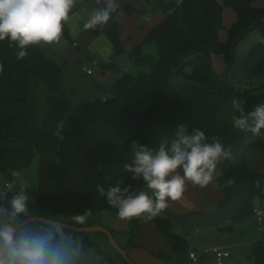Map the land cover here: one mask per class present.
<instances>
[{
  "label": "trees",
  "instance_id": "trees-1",
  "mask_svg": "<svg viewBox=\"0 0 264 264\" xmlns=\"http://www.w3.org/2000/svg\"><path fill=\"white\" fill-rule=\"evenodd\" d=\"M255 1L225 0L237 13L226 42L219 39L224 9L219 0H182L179 5L176 0H137L139 7L124 3L129 13L147 14L161 8L166 16L129 54L135 63L149 68L137 74L123 69L111 85L92 75L82 78V57L58 62L42 47L34 46L26 58L18 60L15 48L7 41L0 42V170L8 177L13 170L21 174L37 152L39 187L29 191L39 209L65 219L88 208L94 215L106 209L117 211L99 195L97 185L107 189L120 183L131 185L133 190L143 189L142 181H134L122 171L132 158L133 140L154 148L161 139H171L179 123L209 136L218 135L232 148V159L223 161L219 168L223 179L234 178L235 184L222 189L223 199L211 203L207 213H180L169 206L154 219L173 246L175 263L190 264L188 236L194 230L211 225L231 230L253 214L254 199L263 193L260 182L264 172L250 165L249 156L264 152V130L256 137L235 129L231 122L233 98L245 101L246 111L264 103V85L243 90L237 86L251 85L264 65V6ZM115 15L107 26L92 32L105 33L114 45L112 60L101 61L100 66L120 72L118 59L125 44ZM254 27L260 29L261 37L241 67L218 74L212 67V52L224 53L231 60L236 43ZM66 35L69 37L67 30ZM147 43L156 44V56L143 52ZM188 63L190 74L184 71ZM118 100L122 102L120 133L127 141L116 145L102 133ZM178 227L183 234L178 233ZM137 229L134 218L133 235L124 248L135 245ZM76 235L82 237L85 247L105 253L85 232ZM253 252L264 263L262 241L255 243Z\"/></svg>",
  "mask_w": 264,
  "mask_h": 264
},
{
  "label": "clouds",
  "instance_id": "clouds-1",
  "mask_svg": "<svg viewBox=\"0 0 264 264\" xmlns=\"http://www.w3.org/2000/svg\"><path fill=\"white\" fill-rule=\"evenodd\" d=\"M177 5L182 0H176ZM78 0H0V42L7 41L16 50V58L28 56L34 46L58 45L65 25ZM95 7L83 23L84 30L107 26L122 10L120 0H95ZM171 11V10H170ZM3 64H0V73ZM245 101L233 98L232 126L253 136L264 130V103L246 111ZM132 158L123 165L134 181H142L146 190L117 183L105 189L97 185L99 195L117 210L120 220L151 222L170 205L181 201L187 185L201 189L209 185L226 189L234 178H224L219 165L232 159V148L218 135H206L186 123L175 127L171 139H161L154 147L131 142ZM13 179L0 184V264H92L94 251L85 247L76 235L92 216L93 210L65 219L44 212L36 204L27 179L13 172ZM223 180V183L221 181ZM264 225V215L258 216Z\"/></svg>",
  "mask_w": 264,
  "mask_h": 264
},
{
  "label": "crops",
  "instance_id": "crops-1",
  "mask_svg": "<svg viewBox=\"0 0 264 264\" xmlns=\"http://www.w3.org/2000/svg\"><path fill=\"white\" fill-rule=\"evenodd\" d=\"M257 1H255V4ZM120 2L122 5L121 13L123 14L122 17H120L119 12L115 15V18L118 22H122V20H124V22L126 23H131L130 27L136 34H129L128 40L124 41V43L126 42L125 48L126 50H128L129 56L130 51L133 49V47L146 36V34L150 31L153 26L160 23L159 20H162V18L164 20L166 14L165 12L163 16L157 14V11L161 8H156L151 12L143 15H140V13L137 11L129 13L124 9V3L129 2L136 7H139L137 0H120ZM82 6H87V10L91 11L95 7H97V5L95 4V0H91V2L89 3H83ZM80 8L81 6L75 8L74 11L69 14L70 19L65 25L60 43L58 45L45 46L42 48L50 57H52L58 62H63L65 59L74 61L79 57H82V61H85L84 63H82L84 64L82 68L83 71L86 72L85 68H92L93 72L91 74L95 77L98 82L106 85H111L119 77L120 73L111 71L106 68H102L100 66L101 61H111L114 54V45L111 39L108 38L105 33L94 35L92 30H85V48H82L80 43H78L77 41H73V46L76 47V51H59L61 44H63V42L67 40V28L68 30H70L71 34L77 35L81 33V28L78 24V19L81 17V12L79 11ZM72 15L75 16L72 17ZM120 24V35L122 38H124L123 27L125 26L123 25L124 23ZM94 61H97V64H94ZM90 62L95 66L89 65ZM119 64H121V61H119ZM122 67H125V69L128 70L129 63H123ZM21 174H23V172H21ZM223 197L224 192L220 188H216L209 185L207 188L201 189L199 187H194L191 184H188L184 198L181 201L170 202L169 206L180 213H186L190 211H200L207 213L211 210V203L218 204L223 199ZM243 222L235 224L232 228V231H236L238 229L237 231L240 230L242 232L244 229V227H242ZM212 227L213 226L198 228L188 236L189 251H197L196 246H199L201 249L205 248L200 255L197 251L198 259L196 261H192L190 259V264H205V260H207L209 257H213L215 259L213 252L210 250L211 247L214 245H222L228 250H230L229 246L232 245L231 241L227 240L222 235L227 230L220 229V232H218V230H215ZM177 231L180 232V234H183V230L181 229V227H178ZM197 235H199V237L196 239L195 237ZM263 237L256 234H251L250 236L245 238L243 237V239L233 243L243 246V248H240L238 252L242 254L243 258H246L248 264H264L263 262L257 260L253 252L255 243L257 241H262L264 246ZM135 240V245L129 248L128 253L137 264H176L174 259L173 246L166 238V236L161 232L154 220L147 223L139 220V227ZM199 243H201V245H198ZM160 253H163L164 255L160 256ZM232 254L233 253L230 250V255L225 258L224 264H231L229 258H231Z\"/></svg>",
  "mask_w": 264,
  "mask_h": 264
},
{
  "label": "rangeland",
  "instance_id": "rangeland-1",
  "mask_svg": "<svg viewBox=\"0 0 264 264\" xmlns=\"http://www.w3.org/2000/svg\"><path fill=\"white\" fill-rule=\"evenodd\" d=\"M89 2H91V0H78V3L75 8L81 6L79 10L81 12V17L78 19V24L80 25L81 33L77 35L71 34L70 30H68V28L66 27L69 37L66 36L67 40L63 42V44H61L59 51L61 52H66V51L70 52V50L76 51V47L73 46V41H77L78 43H80L82 48H85V45H86L85 37H84L85 30L83 29V23L88 19L89 13L91 12V10H87V6L83 7L82 4L89 3ZM219 2L224 5L223 26L219 32V39L222 42H226L229 39V28L236 20L237 13L232 7L227 6L225 4V0H219ZM256 5L264 6V0H258L256 2ZM74 9L72 11H74ZM121 11L119 13L120 17H122V14H123L121 13ZM157 12H158L157 14H159L160 16H163L164 14L163 9H160ZM140 15H143V14L140 13ZM74 16L75 15H72V17ZM162 20H159V21L161 22ZM119 22L124 23L123 25L125 26L123 27V37L124 38L121 37L123 42L128 40L129 34L136 35L130 27L131 23L129 22L126 23L124 22V20H122V22L121 21ZM88 31H91V30H88ZM260 37H261L260 29L258 27L252 28L247 34H245L236 43L231 60H227L224 53H221L219 51H213L212 56H211L213 69L218 74H225L231 70H237L238 68H240L243 63V60L250 53V51L255 46V44L259 41ZM124 44L126 46V42ZM143 52L152 53L156 56L157 55L156 44L155 43L145 44L143 47ZM119 61H121V64H120L121 68H120L119 73H121V71L123 70L122 64L127 63V62L129 63L128 71L132 74H137L141 69L149 68L147 66H141L135 63L134 60L130 59L128 56V50H126V48H125V52L121 56H119ZM84 62L85 61H83L82 63ZM86 64H87V61H86ZM83 65L84 64L80 65V74L82 78H85V79L90 78L91 77L90 75L92 74L88 75L87 72L83 71L82 69ZM89 65L95 66L91 62L89 63ZM191 69L192 67L188 63L185 65L184 71L186 74H190ZM251 82H252L251 85H248L247 83H242V84H238L237 86L238 88L243 90L247 86L256 88V87L264 85V65H263L262 71L258 73L257 75H255L252 78ZM121 107H122V102L118 100L111 111V114L105 124L104 130L102 133V136L104 139L116 145L125 144L127 141L126 136L120 133ZM249 157H250L249 158L250 165L252 167H259V169H261V171L264 172V152L261 150L256 151L254 153L251 152ZM39 162H40L39 153L36 152L34 154L32 161L22 171L23 172L22 175L25 177V179L28 180L30 189L32 190H37L39 187ZM6 180H7V175L3 171H0V184L6 182ZM260 186H261V190L263 191V193H258L256 195L254 199V207L261 208L264 210V177H263V180L260 182ZM143 189L146 190L145 186L143 187ZM116 213L117 211L109 210V209L96 213L92 215L91 217H89L88 222L84 226L100 225L106 228L111 227L114 229V231L113 230L112 231L114 232L121 246L126 245L130 240V236L133 235L132 233H130V230L134 225V219L123 221L117 217ZM242 224H243L242 227H244L242 232L240 230H239L240 232L237 231L238 229L236 231H232L231 229L229 231L228 230L225 231V233L222 234L227 240L231 241L232 243V245L229 246L230 250L233 253L231 258H229L231 264H248L247 263L248 261L246 260V258H243L242 254L238 252L240 248H243V246H240L238 244H233L234 242H237L243 239V237L244 238L248 237L251 234H256L262 237L264 234L262 231L258 229L257 220L254 214L250 215L246 220H244ZM138 227H139V220H138ZM212 228L220 232L219 227L213 226ZM137 231H136L135 237L137 235ZM84 232L89 237L90 240L95 241L100 246V248L104 250L105 253H107L108 255L107 256L105 253L100 252L94 247L93 248L90 247L89 249H92L94 251V255L92 258V264H113V262L115 264L125 263V259L123 255L115 248L111 239L105 232L100 231V230H87ZM198 237L199 235H197L195 238L197 239ZM135 243H136V240H135ZM198 245H201V243H199ZM196 247H197L196 249L199 255L205 249V248L201 249L199 246H196ZM107 257H111L112 261H110ZM205 261H206L205 264H217V262L215 261L213 257H209Z\"/></svg>",
  "mask_w": 264,
  "mask_h": 264
},
{
  "label": "built area",
  "instance_id": "built-area-1",
  "mask_svg": "<svg viewBox=\"0 0 264 264\" xmlns=\"http://www.w3.org/2000/svg\"><path fill=\"white\" fill-rule=\"evenodd\" d=\"M94 64H97V61H94ZM123 69H125V67H123ZM85 70L88 74H91L93 72L92 68H85ZM13 172L20 173V171H18V170H13L12 173ZM12 173L7 178L6 181H11L13 179ZM253 214L255 215V217L257 219L258 229L264 233V225H262L258 221V216L264 215V210L261 208L254 207L253 208ZM210 250L213 252L217 264H224L225 258L230 255V250H228L227 248H225L222 245H214L211 247ZM189 256H190V259L192 261H196L198 259L197 251H195V250L190 251Z\"/></svg>",
  "mask_w": 264,
  "mask_h": 264
},
{
  "label": "water",
  "instance_id": "water-1",
  "mask_svg": "<svg viewBox=\"0 0 264 264\" xmlns=\"http://www.w3.org/2000/svg\"><path fill=\"white\" fill-rule=\"evenodd\" d=\"M77 227L80 229L79 232H84L87 230H100V231L105 232L109 236V238L111 239L115 248L123 255L125 261L128 262L129 264H137L130 257V255L128 253L129 248H124L123 246H121V244L117 240L114 232L110 228H106V227H103L100 225H88V226H77Z\"/></svg>",
  "mask_w": 264,
  "mask_h": 264
}]
</instances>
